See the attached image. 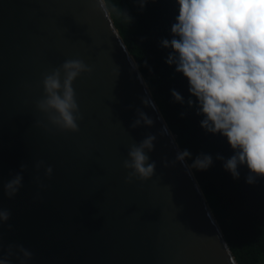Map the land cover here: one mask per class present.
Listing matches in <instances>:
<instances>
[{
  "label": "water",
  "instance_id": "water-1",
  "mask_svg": "<svg viewBox=\"0 0 264 264\" xmlns=\"http://www.w3.org/2000/svg\"><path fill=\"white\" fill-rule=\"evenodd\" d=\"M103 4L0 0V182L27 165L14 198L0 188L11 213L0 227L4 255L22 245L26 264H237L189 164L172 163L175 136ZM68 59L93 68L72 85L78 133L52 128L36 109L42 75ZM138 111L151 127H132ZM148 135L154 175L126 184L128 147ZM41 160L51 179L34 170ZM19 257L13 247L10 264Z\"/></svg>",
  "mask_w": 264,
  "mask_h": 264
},
{
  "label": "clouds",
  "instance_id": "clouds-1",
  "mask_svg": "<svg viewBox=\"0 0 264 264\" xmlns=\"http://www.w3.org/2000/svg\"><path fill=\"white\" fill-rule=\"evenodd\" d=\"M104 10L103 0H94ZM141 9L149 0H137ZM178 15L171 26L172 39L161 41L162 47L171 49L166 63L175 65L189 83L188 99L191 108L204 118L201 127L212 134H221L228 141L234 155L224 163L234 179L239 178V166H246L250 175L247 182L264 177V0H176ZM127 19L130 17L125 15ZM93 68L82 59H68L59 67L42 75L43 97L36 102L38 112L44 114L48 125L62 132L78 133V121L83 119L72 85L83 74L91 75ZM176 102L184 98L172 90ZM132 127H151L153 121L138 111ZM36 126H42L40 121ZM156 137L148 135L139 144L128 147L122 167L127 172L125 183L135 179L148 181L154 175L156 163L148 152L154 150ZM191 153H177L176 162L184 163ZM223 160V157H217ZM212 164L210 155L197 156L189 169L206 170ZM165 166L167 162H165ZM44 169L45 178L51 179L53 168L37 161L34 170ZM27 165L7 183L0 182L2 192L9 199L23 186L22 173ZM40 189L46 186L36 178ZM39 198V193H37ZM11 213L0 208V227L10 219ZM11 226L9 225V228ZM13 247L21 253L20 264L32 259V253L22 245H9L5 256L0 244V264H10Z\"/></svg>",
  "mask_w": 264,
  "mask_h": 264
},
{
  "label": "trees",
  "instance_id": "trees-1",
  "mask_svg": "<svg viewBox=\"0 0 264 264\" xmlns=\"http://www.w3.org/2000/svg\"><path fill=\"white\" fill-rule=\"evenodd\" d=\"M103 1L178 147L191 153L187 163L202 154L212 157L206 170H191L235 261L264 264V177L248 183L246 166L238 167V179L225 170V161L234 155L232 148L221 134L201 127L204 117L187 104L188 99L195 100L187 78L166 63L172 50L162 47L161 41L172 39L176 0H149L143 9L137 0ZM172 90L181 94L183 104L174 100Z\"/></svg>",
  "mask_w": 264,
  "mask_h": 264
}]
</instances>
